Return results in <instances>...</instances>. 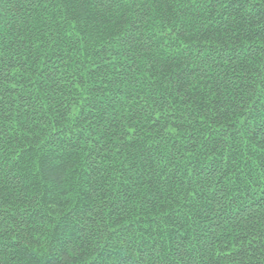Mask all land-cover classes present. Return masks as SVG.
Masks as SVG:
<instances>
[{"label": "trees", "instance_id": "trees-1", "mask_svg": "<svg viewBox=\"0 0 264 264\" xmlns=\"http://www.w3.org/2000/svg\"><path fill=\"white\" fill-rule=\"evenodd\" d=\"M0 264H264V0H0Z\"/></svg>", "mask_w": 264, "mask_h": 264}]
</instances>
